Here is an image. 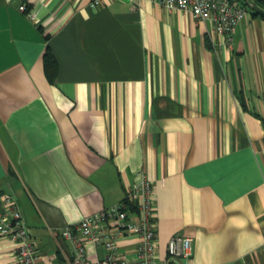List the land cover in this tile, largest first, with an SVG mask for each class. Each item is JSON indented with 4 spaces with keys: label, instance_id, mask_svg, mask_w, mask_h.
I'll return each instance as SVG.
<instances>
[{
    "label": "crops",
    "instance_id": "1",
    "mask_svg": "<svg viewBox=\"0 0 264 264\" xmlns=\"http://www.w3.org/2000/svg\"><path fill=\"white\" fill-rule=\"evenodd\" d=\"M93 1L0 0V195L15 196L38 263L69 264L62 230L141 171L160 257L185 234L192 264H264V16L249 10L227 46L186 11ZM138 241L115 244L132 255ZM0 264H19L1 234Z\"/></svg>",
    "mask_w": 264,
    "mask_h": 264
},
{
    "label": "built area",
    "instance_id": "2",
    "mask_svg": "<svg viewBox=\"0 0 264 264\" xmlns=\"http://www.w3.org/2000/svg\"><path fill=\"white\" fill-rule=\"evenodd\" d=\"M166 8L186 11L194 21L208 24L210 34H222L231 45L237 24L248 14L244 0H152ZM102 2L94 0L92 6ZM19 9L30 19L26 2ZM138 180L126 187L125 196L115 204L86 215L72 226H66L61 236L71 240L69 264H192V237L174 234L166 244V255L157 252L156 211L154 188L140 171ZM0 234L15 243V257L19 264H39L36 246L19 209L10 193L0 195ZM139 235L132 255L120 250L115 239L126 233ZM102 246L105 254L92 258L87 245Z\"/></svg>",
    "mask_w": 264,
    "mask_h": 264
},
{
    "label": "trees",
    "instance_id": "3",
    "mask_svg": "<svg viewBox=\"0 0 264 264\" xmlns=\"http://www.w3.org/2000/svg\"><path fill=\"white\" fill-rule=\"evenodd\" d=\"M251 1L254 2L262 10H264V0H251ZM251 12L253 14L264 16V14L260 12H253V11ZM44 66H45L46 74L48 76H52L54 71L56 70L57 63L54 56L49 51H46L44 54Z\"/></svg>",
    "mask_w": 264,
    "mask_h": 264
},
{
    "label": "water",
    "instance_id": "4",
    "mask_svg": "<svg viewBox=\"0 0 264 264\" xmlns=\"http://www.w3.org/2000/svg\"><path fill=\"white\" fill-rule=\"evenodd\" d=\"M246 6L248 7V9L250 11L253 12H260L262 14H264V10H262L260 7H258L254 2H252L251 0H244Z\"/></svg>",
    "mask_w": 264,
    "mask_h": 264
}]
</instances>
